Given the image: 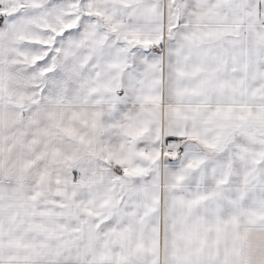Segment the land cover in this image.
I'll return each instance as SVG.
<instances>
[{
	"label": "snow or ice",
	"instance_id": "obj_1",
	"mask_svg": "<svg viewBox=\"0 0 264 264\" xmlns=\"http://www.w3.org/2000/svg\"><path fill=\"white\" fill-rule=\"evenodd\" d=\"M0 264H264V0H0Z\"/></svg>",
	"mask_w": 264,
	"mask_h": 264
}]
</instances>
